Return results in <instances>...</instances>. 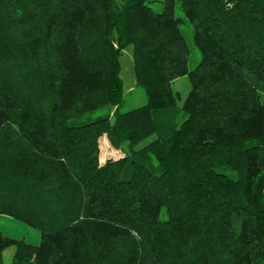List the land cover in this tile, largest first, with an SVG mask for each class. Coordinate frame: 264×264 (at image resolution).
Masks as SVG:
<instances>
[{"label": "trees", "instance_id": "1", "mask_svg": "<svg viewBox=\"0 0 264 264\" xmlns=\"http://www.w3.org/2000/svg\"><path fill=\"white\" fill-rule=\"evenodd\" d=\"M261 93L264 0H0V264H264Z\"/></svg>", "mask_w": 264, "mask_h": 264}, {"label": "rangeland", "instance_id": "2", "mask_svg": "<svg viewBox=\"0 0 264 264\" xmlns=\"http://www.w3.org/2000/svg\"><path fill=\"white\" fill-rule=\"evenodd\" d=\"M183 33H185V38L189 46V58L192 60H196L198 55V51L196 47L191 43L189 38V27L185 24L181 25ZM118 64V74L120 75L121 80V88L123 89L122 92V104H120V108L122 110H126L135 106H138L140 103H145V95L141 87L136 86L134 84V77L132 70V61H131V48L129 44H124L122 49L117 54ZM170 86L172 90H176L180 92L181 98L185 95L187 89L189 88L188 80L186 76H177L176 78L170 80ZM261 101L264 103V94L261 93ZM152 135L140 139L139 142L134 144V148L139 147L141 144L147 142ZM99 144H98V159L105 157L107 154L116 153V148L110 146L109 142L105 139L104 134H100L99 137ZM0 230L4 231L5 234L16 237L18 234H26L28 242H35L37 240V230L32 228L19 220L9 218L6 215L0 214ZM12 250V246H6L3 248L1 253L3 263H6L9 258Z\"/></svg>", "mask_w": 264, "mask_h": 264}, {"label": "crops", "instance_id": "3", "mask_svg": "<svg viewBox=\"0 0 264 264\" xmlns=\"http://www.w3.org/2000/svg\"><path fill=\"white\" fill-rule=\"evenodd\" d=\"M9 217V216H8ZM12 217V216H11ZM11 217H9V218H11ZM13 219V218H12ZM27 225V224H26ZM0 232L2 233V234H4V235H7V234H5V232L4 231H2V230H0ZM37 232V231H36ZM7 236H10V235H7ZM10 237H13V236H10ZM14 238H23L24 240H26L27 239V237H26V234H18V236H16V237H14ZM38 235H37V240H38ZM37 240L35 241V242H29V243H32V244H34V243H36L37 242ZM26 242H28L27 240H26ZM6 248V247H5ZM2 251H3V249H2ZM12 251V250H11ZM12 253V252H11Z\"/></svg>", "mask_w": 264, "mask_h": 264}]
</instances>
